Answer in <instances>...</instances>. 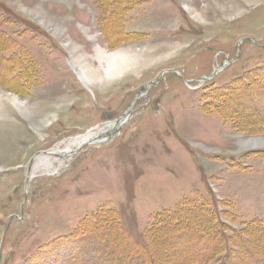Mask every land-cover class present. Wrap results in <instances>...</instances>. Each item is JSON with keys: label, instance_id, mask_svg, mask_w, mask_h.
Instances as JSON below:
<instances>
[{"label": "rangeland", "instance_id": "1", "mask_svg": "<svg viewBox=\"0 0 264 264\" xmlns=\"http://www.w3.org/2000/svg\"><path fill=\"white\" fill-rule=\"evenodd\" d=\"M72 46L96 67L97 46L138 63L87 83L91 94L69 64ZM259 68L264 0H0V264H69L78 247L69 237L102 209L137 246L153 237L159 264L210 252L193 246L213 232L202 218L192 235L155 233L179 208L209 211L228 237L230 226H264V147L244 145L264 138V85L244 81ZM211 72L212 87L189 88ZM138 95L111 141L61 157ZM108 233L126 257L128 245Z\"/></svg>", "mask_w": 264, "mask_h": 264}, {"label": "trees", "instance_id": "2", "mask_svg": "<svg viewBox=\"0 0 264 264\" xmlns=\"http://www.w3.org/2000/svg\"><path fill=\"white\" fill-rule=\"evenodd\" d=\"M120 20V18H118ZM264 70V68H262ZM259 68L258 70H262ZM264 71L259 72L260 76H256L253 81L245 79V84L253 83L254 85H264V75L261 74ZM247 90H249L246 87ZM244 132V130L242 131ZM248 132V131H246ZM264 132V128L256 131ZM198 218L204 219L207 224L212 223L213 232L207 233V236L202 238H196L194 247L210 248V252L204 254L203 258H199L202 254V250L191 249L186 256L188 264H264V239L256 240V236L264 237V226L261 221H254L248 223L244 228L232 229V237L225 235L223 231L216 226L213 215L204 209L183 207L175 210L173 213H167L164 217L165 221L160 222L161 227L155 229V233H162L171 231L175 236L192 235L191 223H198ZM184 218V219H183ZM182 219V220H181ZM181 220V221H180ZM211 220V221H210ZM190 223V224H189ZM111 225V226H110ZM214 226L216 230L214 229ZM228 226V225H226ZM229 227V226H228ZM112 230L118 236L121 237L122 242L128 245L126 251V257H120L116 255V248L119 244L112 245L110 233L105 234V231ZM153 229H150L152 231ZM225 231V230H224ZM148 232V233H149ZM179 233V234H178ZM152 236L153 233L151 232ZM177 234V235H176ZM216 235L219 236L217 240ZM149 237V236H148ZM153 237L149 240L150 247L142 248L137 246L131 239L130 235L123 229L120 224L118 215L113 210L102 209L94 214V217L86 218L79 224L78 228L69 240L73 245H77V249L74 253H71L72 258L69 260V264H159V253L154 249ZM200 240V241H199ZM107 242L110 243L106 247ZM200 246V247H199ZM89 247L93 248V251L89 253ZM83 248L87 250V253L83 252ZM42 252V251H41ZM41 252L39 254H41ZM84 255V257H82ZM76 256V258H75ZM219 256V261L215 259ZM225 256V257H224ZM168 257V256H167Z\"/></svg>", "mask_w": 264, "mask_h": 264}, {"label": "bare ground", "instance_id": "3", "mask_svg": "<svg viewBox=\"0 0 264 264\" xmlns=\"http://www.w3.org/2000/svg\"><path fill=\"white\" fill-rule=\"evenodd\" d=\"M76 47L77 46L71 47V51L75 54V63H72V65L76 72L79 74L80 79L85 84L94 82L103 83L105 81L117 79L124 75L127 71L132 69V67H134L138 63V59L129 52L119 50L109 53L97 46L95 55H92V57H94L98 61V67H96V65L90 64L83 54H78ZM78 66L80 67V69L78 68ZM114 123L115 122H109L107 127L112 128L114 126ZM101 139L102 136H100V134L93 132L87 133L86 135H83L79 138H75L71 142V145H75L74 149L69 146L67 148L66 154H71L73 151L83 145H93ZM245 143L244 145L247 147H264V138L250 139ZM51 155L52 154H49V156ZM44 168L48 170V166H44ZM158 255L159 259H161L162 254L159 253Z\"/></svg>", "mask_w": 264, "mask_h": 264}]
</instances>
